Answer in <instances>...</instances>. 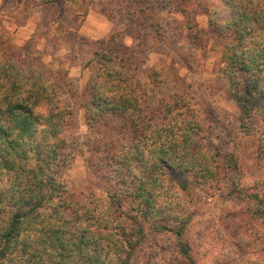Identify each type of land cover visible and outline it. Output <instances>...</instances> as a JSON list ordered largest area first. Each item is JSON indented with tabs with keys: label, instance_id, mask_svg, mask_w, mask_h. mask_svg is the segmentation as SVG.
Segmentation results:
<instances>
[{
	"label": "clouds",
	"instance_id": "1",
	"mask_svg": "<svg viewBox=\"0 0 264 264\" xmlns=\"http://www.w3.org/2000/svg\"><path fill=\"white\" fill-rule=\"evenodd\" d=\"M0 264H264V0H0Z\"/></svg>",
	"mask_w": 264,
	"mask_h": 264
}]
</instances>
